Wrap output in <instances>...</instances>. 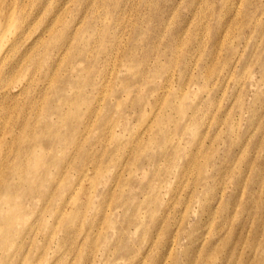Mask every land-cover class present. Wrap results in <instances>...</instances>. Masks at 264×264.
<instances>
[{
  "label": "rangeland",
  "instance_id": "obj_1",
  "mask_svg": "<svg viewBox=\"0 0 264 264\" xmlns=\"http://www.w3.org/2000/svg\"><path fill=\"white\" fill-rule=\"evenodd\" d=\"M2 96L0 264H264V0H0Z\"/></svg>",
  "mask_w": 264,
  "mask_h": 264
},
{
  "label": "bare ground",
  "instance_id": "obj_2",
  "mask_svg": "<svg viewBox=\"0 0 264 264\" xmlns=\"http://www.w3.org/2000/svg\"><path fill=\"white\" fill-rule=\"evenodd\" d=\"M11 71H13V69L12 68H9L8 69V71L7 72H11ZM6 85V84H5ZM5 85H3V87H5V88H7V85L5 86ZM3 87H1V88H3ZM8 91H6L5 92V94L7 93ZM8 95V94H7ZM13 99V98H12ZM13 101V100H12ZM6 103H7V100L5 99V96H2V97H0V116L1 117H3V118H5V119H7V117H8V115H7V112L6 111H1V109L2 108H5V105H6ZM3 113V114H2ZM37 119V116H35V120ZM38 119H39V117H38ZM41 119H42V117H41ZM25 122H26V120H24ZM25 122H24V125H25ZM32 124H33V122H32ZM31 124V125H32ZM8 127V125H5V123L4 124H0V138H3L4 137V134H3V129H4V127ZM13 137V139L14 138H16V137H14V136H12ZM19 139V138H18Z\"/></svg>",
  "mask_w": 264,
  "mask_h": 264
}]
</instances>
